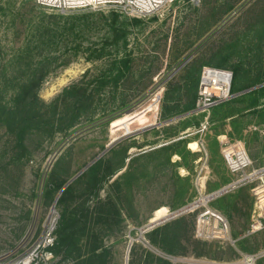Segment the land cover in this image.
Here are the masks:
<instances>
[{
	"label": "rangeland",
	"instance_id": "obj_1",
	"mask_svg": "<svg viewBox=\"0 0 264 264\" xmlns=\"http://www.w3.org/2000/svg\"><path fill=\"white\" fill-rule=\"evenodd\" d=\"M190 56L181 72L180 59ZM202 62L227 67L244 89L264 82V0H177L143 17L111 6L62 11L36 0H0V264L31 250L36 264H99L89 258L96 244L110 249L108 264H125L130 242L162 256L145 241L143 227L158 207L174 212L199 197L191 183L198 167L211 183L233 178L219 139L240 142L254 167L264 166V86L207 113L145 130L188 112L194 96L189 74ZM29 80L41 86L24 100L18 89ZM162 139L164 146L155 148ZM90 163L69 183L67 200L61 194L54 204L60 191L54 187ZM98 163V199L120 198L119 223L113 216L95 219L102 207L87 178ZM83 204L90 211L87 225L79 230L82 224H74L67 257H51L45 248L54 230H62L61 217L75 218ZM195 204L203 202L190 208ZM205 205L181 214L194 218V235ZM228 238L194 236L207 244L195 251L209 250V256H179L175 264H237L239 257L212 258L221 255V243L228 259L235 255ZM240 242L241 250L257 253L264 230Z\"/></svg>",
	"mask_w": 264,
	"mask_h": 264
},
{
	"label": "built area",
	"instance_id": "obj_2",
	"mask_svg": "<svg viewBox=\"0 0 264 264\" xmlns=\"http://www.w3.org/2000/svg\"><path fill=\"white\" fill-rule=\"evenodd\" d=\"M177 0H36L42 6L57 8L62 11L73 10L76 8H99L101 6L117 7L124 10L133 17H143L152 15L157 11L172 6ZM233 73L229 70L202 66L199 74L197 86L196 100L193 114L207 113L214 107L232 99L235 95L231 91ZM222 149L223 158L226 167L233 178L220 189L208 193H199L190 204L185 206L184 213L194 212L200 206L205 205L204 211L197 216L195 227V238L210 239H227L228 225L227 222L217 213L211 212L207 207V203L211 200L234 191L240 187L248 186L254 196L253 206V223L248 230V234L264 230V166L254 167L253 160L249 156L246 148L238 143H230L227 139H219ZM201 197L206 199L205 204L195 205L189 208L194 202L200 200ZM255 225L258 226L255 229ZM211 226V232L208 235L205 229ZM51 231L48 230V233ZM52 233V232H50ZM51 235V234H50ZM54 238H50L52 245ZM229 239V238H228ZM233 243V241L231 240ZM50 247V246H48ZM45 248L51 257L53 254ZM28 252L17 258L15 262L29 260V264H36L37 256ZM264 257V251L253 254L243 255L241 261L237 264H256L257 260ZM15 262L6 263L13 264Z\"/></svg>",
	"mask_w": 264,
	"mask_h": 264
},
{
	"label": "trees",
	"instance_id": "obj_3",
	"mask_svg": "<svg viewBox=\"0 0 264 264\" xmlns=\"http://www.w3.org/2000/svg\"><path fill=\"white\" fill-rule=\"evenodd\" d=\"M234 74V72H232ZM235 74L233 75V77ZM189 77V76H188ZM231 84V91L232 93H236L242 91L241 86H236L237 83L235 78H232ZM242 84V83H241ZM247 84V82L243 83ZM258 84V83H256ZM41 86V82H36L33 80H29L26 84L22 85L18 89V95L22 97L24 100L28 99L31 93L33 95L37 94L38 88ZM35 88V89H33ZM264 89V87H262ZM35 90V91H34ZM172 104L175 103L178 106L179 99L172 100ZM19 107H17L18 109ZM177 108V107H176ZM194 109V108H192ZM191 109V110H192ZM188 110V108H186ZM21 115L26 113L25 106L22 107L18 111ZM101 166L100 163L95 164L94 166L90 167V169L96 170L95 173L87 178L88 185L91 186V194H93L98 199V192L102 187L103 183L98 181V172L99 167ZM109 166L106 167L108 170ZM87 170V171H88ZM107 173V172H106ZM116 172L112 171L111 173H107L108 176H113ZM63 187V186H62ZM60 185L55 186L54 189L60 190L62 188ZM71 186L66 187L62 192L61 201H66L67 197H69L72 193ZM97 205H100V209L94 211L95 219L100 220L103 216H113L114 223H119L121 221V209H120V198L117 196L109 195L106 199H98ZM96 205V206H97ZM90 214L89 208L85 207L84 204L81 205L77 211V216L75 218L67 219L65 215L61 217L62 223V230L57 231L54 230V239L53 244L51 247H48V250L52 252L54 255L63 254V257H67L68 253L70 252L71 244L74 243V237H76L77 229L74 227L76 222H80L82 226L79 230H83L84 227L87 225L88 215ZM92 215V212H91ZM110 225V224H108ZM194 218L192 215H181L176 217L162 225H159L150 231L145 233V241L151 245L152 248L158 250L162 256L156 255L154 252L149 250L147 247H144L142 243H132L130 252H129V259L128 264H175L171 258L179 257V256H193V257H208L210 252L209 250L196 252L195 248L199 249L207 245L205 242L197 241L194 239ZM110 225L109 227H111ZM68 230V232L66 231ZM58 234V235H57ZM185 243L191 244V250L189 251L185 246ZM230 246V245H229ZM231 252H233L232 247L228 248ZM216 250H220L218 246ZM222 250V249H221ZM216 251V252H217ZM220 253V251H219ZM111 254V251L108 247L104 246L103 244H96L91 248V255L90 259L96 258L99 259V264H108V258ZM211 257V256H210ZM213 259H223V255H214L212 256ZM89 260V259H88ZM91 262V260L89 261Z\"/></svg>",
	"mask_w": 264,
	"mask_h": 264
},
{
	"label": "crops",
	"instance_id": "obj_4",
	"mask_svg": "<svg viewBox=\"0 0 264 264\" xmlns=\"http://www.w3.org/2000/svg\"><path fill=\"white\" fill-rule=\"evenodd\" d=\"M184 60H185L184 58L182 60L180 59L179 63L181 64ZM202 66H211V67H217V68H222V69L227 68L225 66H222L219 64H213L210 62H202V63L197 64L196 68L193 69V72L189 74V76L191 77L190 82L192 85L194 96H193L192 101L187 103V105H186V108H188V110H187L188 112H186L184 114L177 115V116H182V115H184V116L173 121V122H171V123H169V124L175 123V122L181 120L182 118L189 116L190 112L193 110L192 108L194 107V103H195L199 74H200V70H201ZM185 68L180 69V71L184 72ZM226 70H228V69H226ZM250 82L253 83L252 81H250ZM254 83H259V82L255 81ZM261 84H264V82H261L259 85H261ZM244 90H246V89H244ZM239 92H241V91H239ZM236 93H238V92H236ZM236 93H233V94L235 95ZM181 102L182 101H178V104L182 106ZM177 116H173V117H177ZM173 117H171V118H173ZM128 121H129V119H128ZM153 123H152V125L150 124V126L148 128H146L145 130H147V129L152 130L153 128H156V127L162 125V122H161V124L160 123L155 124V122H153ZM161 137H159V138H161ZM162 141H163V139L159 140L157 142L158 143L157 147H155V148L158 149L159 147H163L164 144L161 145V143H164V142H162ZM128 160H131V157H129ZM202 161H203V158L199 157L195 162L199 164ZM201 168L202 167L200 166V167H198V169H196L195 173H198L199 176H197L196 178H194L191 181V183H193V188L195 189V191H197V192L200 191V193H202V194H208V193H211V192H214V191L220 189L221 187H223L224 185H226L228 183V182L226 184L211 183L212 181H210L208 176H205V175H202V173H199L201 171ZM185 170L187 171L188 169L186 168ZM180 177L186 178L187 175L181 174ZM253 206H254V196L250 190V187H248V186H243V187H240L234 191H231V192H228V193L223 194L221 196H218L217 198H215V199H213L207 203V207L211 211L217 213L218 215H221V217L227 222L228 236L233 241V243L230 244V246L233 247L232 249L235 251V255L232 258L228 259L224 255L225 250L227 249L224 246L225 243L224 244L221 243V246H219L220 250H218V251H220V254L223 255V259L231 261V260H233V258L239 257V260L237 262H233V263H238L241 261V258L243 255L256 253V252L243 251V250H241V248L239 246L240 245L239 243H241L240 241L245 240L249 235L260 232V231H257V232L248 234V230L250 229V227L253 223V215H252ZM260 250L264 251V247H261ZM262 259H264V257L258 259L256 264H258L259 261H261V262L264 261Z\"/></svg>",
	"mask_w": 264,
	"mask_h": 264
},
{
	"label": "water",
	"instance_id": "obj_5",
	"mask_svg": "<svg viewBox=\"0 0 264 264\" xmlns=\"http://www.w3.org/2000/svg\"><path fill=\"white\" fill-rule=\"evenodd\" d=\"M190 58H191V57L185 59V60H184L179 66H178V69H180L181 67H183V66L189 61ZM262 86H264V84L257 85V86H254V87H252V88H249V89L243 90V91H241V92L236 93L235 96H238V95L244 94V93H246V92H249V91H251V90H253V89H256V88H259V87H262ZM191 113H192V111L190 112V114H191ZM183 116H184V115L170 118V119H168V120L163 121L162 124H168V123H171V122H173V121H175V120H177V119H179V118H181V117H183ZM160 124H161V123H160ZM117 140H118V139H117ZM115 143H116V141L111 142V145L109 146V148L112 147ZM109 148H108V149H109ZM108 149H107V150H108ZM96 160H97V159H95L94 161H96ZM90 165H91V163L88 164L83 170H81L80 173H78L76 176H74L70 181H68V182H67V183H66V184L60 189L59 194H58L57 198L55 199L54 204L57 202L59 196L62 194L63 190L69 185V183H70L73 179H75L77 176H79L82 172H84L85 169L88 168V166H90ZM184 210H185V206L181 207L180 209H178V210H176V211H174V212H171L170 216H168V217H166V218H163V219H161V220H159V221H156V222H150V221H148L147 224H145L144 227H143L142 234H143L144 232H147L148 230H151V229L154 228L155 226H157V225H159V224H161V223H163V222H165V221H168V220H170V219H173V218H175V217L181 215V214L184 212ZM143 239H144V238H143ZM131 245H132V243L130 242V244L128 245L127 251H126V260H125V264H128L129 252H130V249H131ZM171 260L175 263V262L178 260V258H177V257H173V258H171Z\"/></svg>",
	"mask_w": 264,
	"mask_h": 264
},
{
	"label": "bare ground",
	"instance_id": "obj_6",
	"mask_svg": "<svg viewBox=\"0 0 264 264\" xmlns=\"http://www.w3.org/2000/svg\"><path fill=\"white\" fill-rule=\"evenodd\" d=\"M200 201L203 202V204L206 203V199L204 197H201L200 198ZM196 205V204H195ZM190 208V207H189ZM213 212V211H211ZM55 211L52 210L51 212V222L52 224L55 223V218H53V215H54ZM171 212L168 208V206H162V207H158L157 209H155V211L153 212V214L151 215V217L149 218V221L150 222H156V221H159L163 218H166L168 216H170ZM221 216V215H220ZM132 239V238H131ZM13 264H29V260L28 259H25L23 260L22 262H15Z\"/></svg>",
	"mask_w": 264,
	"mask_h": 264
}]
</instances>
